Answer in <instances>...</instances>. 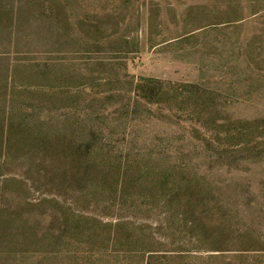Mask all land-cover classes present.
I'll return each instance as SVG.
<instances>
[{"label":"rangeland","instance_id":"374dc122","mask_svg":"<svg viewBox=\"0 0 264 264\" xmlns=\"http://www.w3.org/2000/svg\"><path fill=\"white\" fill-rule=\"evenodd\" d=\"M0 264H264V0H0Z\"/></svg>","mask_w":264,"mask_h":264}]
</instances>
